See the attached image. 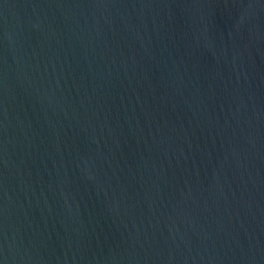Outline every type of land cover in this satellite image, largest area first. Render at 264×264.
<instances>
[{
    "label": "water",
    "instance_id": "obj_1",
    "mask_svg": "<svg viewBox=\"0 0 264 264\" xmlns=\"http://www.w3.org/2000/svg\"><path fill=\"white\" fill-rule=\"evenodd\" d=\"M0 264H264V0H0Z\"/></svg>",
    "mask_w": 264,
    "mask_h": 264
}]
</instances>
